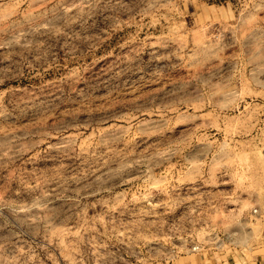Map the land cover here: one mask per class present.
Segmentation results:
<instances>
[{
  "label": "rangeland",
  "instance_id": "obj_1",
  "mask_svg": "<svg viewBox=\"0 0 264 264\" xmlns=\"http://www.w3.org/2000/svg\"><path fill=\"white\" fill-rule=\"evenodd\" d=\"M0 264H264V0H0Z\"/></svg>",
  "mask_w": 264,
  "mask_h": 264
},
{
  "label": "built area",
  "instance_id": "obj_2",
  "mask_svg": "<svg viewBox=\"0 0 264 264\" xmlns=\"http://www.w3.org/2000/svg\"><path fill=\"white\" fill-rule=\"evenodd\" d=\"M254 212H257V210H254Z\"/></svg>",
  "mask_w": 264,
  "mask_h": 264
}]
</instances>
